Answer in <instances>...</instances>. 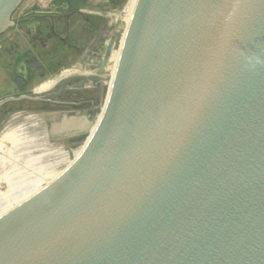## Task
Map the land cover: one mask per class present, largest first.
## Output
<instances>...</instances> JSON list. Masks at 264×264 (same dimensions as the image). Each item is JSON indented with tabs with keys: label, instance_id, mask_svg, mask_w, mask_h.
<instances>
[{
	"label": "water",
	"instance_id": "obj_1",
	"mask_svg": "<svg viewBox=\"0 0 264 264\" xmlns=\"http://www.w3.org/2000/svg\"><path fill=\"white\" fill-rule=\"evenodd\" d=\"M113 72L74 158L0 214V264H264V0H134Z\"/></svg>",
	"mask_w": 264,
	"mask_h": 264
},
{
	"label": "flooded vegetation",
	"instance_id": "obj_2",
	"mask_svg": "<svg viewBox=\"0 0 264 264\" xmlns=\"http://www.w3.org/2000/svg\"><path fill=\"white\" fill-rule=\"evenodd\" d=\"M114 4L115 0H23L12 25L0 36V128L12 115L26 114L27 120L36 116L33 124L45 127L48 142L61 144L36 158L27 172L31 168L54 172V166L69 156L64 147H82L96 123L107 99L115 49L129 9L124 21L114 23ZM66 119L76 122L62 124ZM55 124L60 126L52 128ZM38 138L25 134L22 127L4 137L0 169L10 167L0 182L7 186L2 176L23 169L25 161L33 159L29 147ZM15 155L20 163L24 160L22 165ZM50 155L54 159L43 163L42 158Z\"/></svg>",
	"mask_w": 264,
	"mask_h": 264
},
{
	"label": "rangeland",
	"instance_id": "obj_3",
	"mask_svg": "<svg viewBox=\"0 0 264 264\" xmlns=\"http://www.w3.org/2000/svg\"><path fill=\"white\" fill-rule=\"evenodd\" d=\"M97 1L98 3H104L105 0H94ZM131 2V0H115V4H114V15H113V19H114V23H118L121 20L124 21L125 20V16H126V9L129 6V3ZM115 51H117L115 49ZM26 114H18L16 116L12 115L11 117H9L8 120H6V122L4 123V125L0 128V143H3V139L5 136H7L8 133L11 132V130L13 128H18V127H22L23 131L25 132V134L30 135V136H39L38 140L35 142V144H33V146H30V155L33 158H38L40 156L43 155V153H46V151H50L52 149H57L58 146H60L61 144H51L50 142H48L45 134H44V129L45 127L41 124H37L34 125L33 121H37L36 119L38 117L34 116L33 118H30V120L26 119ZM3 146V145H2ZM81 146H73V145H66L64 147V149L66 150L67 154L69 156H66L65 159L60 162L58 165L54 166L55 170L54 172L58 173L60 170H62L67 164L68 162H70L74 156L77 154V152L80 150ZM7 149H9V146L7 145L5 147V149L3 150V152H6ZM2 156H6L5 154H2ZM18 156L16 157V159H19V165H22V163H20V156L19 155H15ZM53 156H44L42 158V162L46 163V162H51L53 160ZM26 160V159H25ZM8 164V163H7ZM11 164V163H10ZM8 164V166L10 165ZM10 167V166H9ZM0 169V176L1 174L9 169ZM4 168V167H3ZM7 190V186L3 183L0 182V192H5Z\"/></svg>",
	"mask_w": 264,
	"mask_h": 264
},
{
	"label": "bare ground",
	"instance_id": "obj_4",
	"mask_svg": "<svg viewBox=\"0 0 264 264\" xmlns=\"http://www.w3.org/2000/svg\"><path fill=\"white\" fill-rule=\"evenodd\" d=\"M133 3H134V0H131L129 9L127 12L126 22L129 21L130 14L133 8ZM13 145H14V142H13ZM5 160L6 158L1 159V162ZM35 161L36 159L34 158L27 159L25 161V167H24L25 169L20 168L21 170H18V171H14L12 169V172L9 175L4 174L2 176L4 181L7 183V190L3 193L0 192V214L4 213L5 211L13 207L15 204L22 201L23 199L27 198L30 194L34 193L37 189H39L42 183L46 179H52L57 174L54 172H45V171L41 172L43 171L42 168H38V169L31 168L32 170L27 172L26 169L33 166ZM35 173L39 175L34 176Z\"/></svg>",
	"mask_w": 264,
	"mask_h": 264
}]
</instances>
